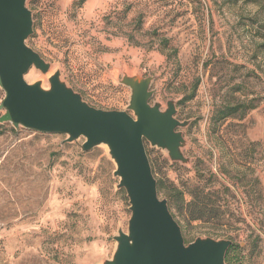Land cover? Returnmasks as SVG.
<instances>
[{
    "label": "rangeland",
    "instance_id": "374dc122",
    "mask_svg": "<svg viewBox=\"0 0 264 264\" xmlns=\"http://www.w3.org/2000/svg\"><path fill=\"white\" fill-rule=\"evenodd\" d=\"M27 6V43L52 67H31L26 81L48 87L60 69L90 105L126 110L123 73L154 76L151 103L174 99L177 118L190 121L182 128L189 165L145 141L159 196H173L186 243L231 239L237 251L228 264H264V0ZM66 137L0 123V264H101L118 229L127 232L130 202L116 187L108 147L83 151L84 137Z\"/></svg>",
    "mask_w": 264,
    "mask_h": 264
},
{
    "label": "water",
    "instance_id": "95a60500",
    "mask_svg": "<svg viewBox=\"0 0 264 264\" xmlns=\"http://www.w3.org/2000/svg\"><path fill=\"white\" fill-rule=\"evenodd\" d=\"M29 0H0V123H11L44 133H61L63 143L86 140L83 151L105 144L116 164L117 189L129 198L128 230L114 235L116 248L101 264H228L231 239L197 237L186 243L182 227L166 198L158 193V181L146 151L145 141L167 151L172 162L191 163L185 155L187 139L182 128L189 120L177 118V101L163 108L151 103L154 76L124 72L119 80L131 90L126 110L101 109L90 105L62 78L60 69L42 80L28 82L25 74L35 67L47 74L52 64L28 45L33 34Z\"/></svg>",
    "mask_w": 264,
    "mask_h": 264
},
{
    "label": "trees",
    "instance_id": "16d2710c",
    "mask_svg": "<svg viewBox=\"0 0 264 264\" xmlns=\"http://www.w3.org/2000/svg\"><path fill=\"white\" fill-rule=\"evenodd\" d=\"M162 190V187H161V185L158 183V191H161ZM121 194L124 196V197H126V191L125 190H122L121 191ZM183 194V193H182ZM171 199H173V196L172 195H170V198H168V203H169V207L171 206V203H173L172 201H171ZM188 204H191V202H188L187 203V205ZM192 204H195V203H192ZM198 207H200V206H196V208L195 209H197L199 212H202V210L200 209V208H198ZM171 208V207H170ZM193 217H196V218H198L199 216H193ZM195 218V219H196ZM234 250H236L237 251V247H236V245L233 243L232 245H231V247L228 249V251H227V254H226V262H230L231 263V260H232V257L233 256H231L230 254L232 253L233 255H235V252H234Z\"/></svg>",
    "mask_w": 264,
    "mask_h": 264
}]
</instances>
